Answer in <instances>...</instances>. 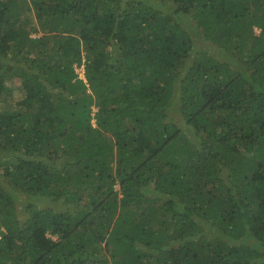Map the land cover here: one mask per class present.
I'll list each match as a JSON object with an SVG mask.
<instances>
[{"label":"trees","instance_id":"1","mask_svg":"<svg viewBox=\"0 0 264 264\" xmlns=\"http://www.w3.org/2000/svg\"><path fill=\"white\" fill-rule=\"evenodd\" d=\"M0 264H264V0H0Z\"/></svg>","mask_w":264,"mask_h":264},{"label":"rangeland","instance_id":"2","mask_svg":"<svg viewBox=\"0 0 264 264\" xmlns=\"http://www.w3.org/2000/svg\"><path fill=\"white\" fill-rule=\"evenodd\" d=\"M29 15H32L31 13H28L26 16H29ZM31 24H32V26L34 27V20H33V18H31ZM77 70H79V67L77 68ZM80 75L82 76V77H84L83 75V72H81L80 73ZM10 84V83H9ZM17 84H18V82L17 81H15L14 82V85H12L13 87L14 86H17ZM15 91H14V97H13V100L14 101H17V100H19L20 99V97H21V89H19V88H17V87H15V88H13ZM26 199V198H25ZM48 202H50L47 206H45L44 204H47ZM38 204H39V206L40 207H44V208H46V207H55L56 205L54 204V202H52V201H49V200H47V201H39L38 202Z\"/></svg>","mask_w":264,"mask_h":264},{"label":"clouds","instance_id":"3","mask_svg":"<svg viewBox=\"0 0 264 264\" xmlns=\"http://www.w3.org/2000/svg\"><path fill=\"white\" fill-rule=\"evenodd\" d=\"M77 68H78V67H77ZM77 68H76V72L79 74L80 77H82V76L80 75V73L83 72V74H84V68H83V66L79 67V70H77ZM83 76H84V75H83Z\"/></svg>","mask_w":264,"mask_h":264}]
</instances>
